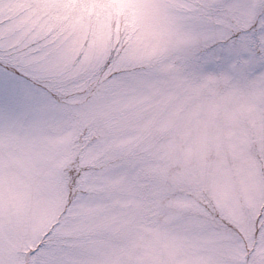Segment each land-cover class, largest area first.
Returning <instances> with one entry per match:
<instances>
[{
    "label": "snow or ice",
    "instance_id": "snow-or-ice-1",
    "mask_svg": "<svg viewBox=\"0 0 264 264\" xmlns=\"http://www.w3.org/2000/svg\"><path fill=\"white\" fill-rule=\"evenodd\" d=\"M0 264H264V0H0Z\"/></svg>",
    "mask_w": 264,
    "mask_h": 264
}]
</instances>
